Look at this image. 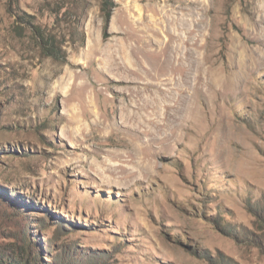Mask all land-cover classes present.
Listing matches in <instances>:
<instances>
[{
  "label": "rangeland",
  "instance_id": "1",
  "mask_svg": "<svg viewBox=\"0 0 264 264\" xmlns=\"http://www.w3.org/2000/svg\"><path fill=\"white\" fill-rule=\"evenodd\" d=\"M114 2L0 0V264H264V0Z\"/></svg>",
  "mask_w": 264,
  "mask_h": 264
},
{
  "label": "trees",
  "instance_id": "2",
  "mask_svg": "<svg viewBox=\"0 0 264 264\" xmlns=\"http://www.w3.org/2000/svg\"><path fill=\"white\" fill-rule=\"evenodd\" d=\"M116 4L114 2V0H101L100 3V13L102 16V20H103V27L104 29L107 28L110 17L112 15V12L115 8ZM74 23V22H73ZM77 28L79 29H72L71 33H70V42L74 43L75 39H73V35H75L76 33L79 36V44L80 46L84 43V32L82 29V25L80 22L75 23ZM40 48L43 50V52L45 53V55L50 56L54 59L57 60H65L66 59V53L64 50L61 49V44L58 43V41L56 40V36L48 33V34H44L41 38H40ZM14 250V259L16 260V263H12V264H43V258L40 256V254L38 252H35L34 254L32 253L31 255H26L25 257L23 256L25 253V250L17 245L13 248ZM5 263V262H4ZM7 264H9V260L7 259L6 261ZM54 264H58V263H54Z\"/></svg>",
  "mask_w": 264,
  "mask_h": 264
},
{
  "label": "bare ground",
  "instance_id": "3",
  "mask_svg": "<svg viewBox=\"0 0 264 264\" xmlns=\"http://www.w3.org/2000/svg\"><path fill=\"white\" fill-rule=\"evenodd\" d=\"M184 25H187V24H184ZM187 26H185V27L187 28ZM165 27L166 28H169L168 31L170 30L169 33L171 35L169 34L170 35V38H167L162 43V46L163 47H166V49H165L166 51H164L165 52L164 55L161 56V59H159L158 61H156V60L154 61L155 62V66H156L157 71H158V73H155L156 75H159V74L164 75L166 73H169L170 74V72H169L170 70H172L174 67L180 65L179 64V57H180V55L182 53L181 43H182V41L184 42V40L181 37L182 35H180L179 32L178 33L176 32L175 27L173 25L170 26V23L169 24L166 23V26ZM186 42H189V40H186ZM114 61H115V58H113L111 60V64H114ZM120 66H122V65H120ZM168 78H166V81L169 80ZM152 85H154V84H146V87L152 86ZM132 104H133V102H132ZM132 104H130V105H132ZM134 108H135V106H134ZM129 114H134V113L131 110H129ZM142 115H143V113H142Z\"/></svg>",
  "mask_w": 264,
  "mask_h": 264
}]
</instances>
